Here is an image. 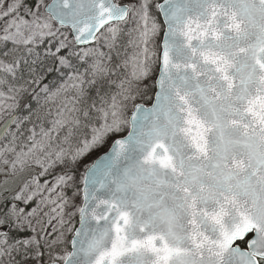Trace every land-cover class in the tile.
<instances>
[{
	"label": "snow or ice",
	"instance_id": "obj_1",
	"mask_svg": "<svg viewBox=\"0 0 264 264\" xmlns=\"http://www.w3.org/2000/svg\"><path fill=\"white\" fill-rule=\"evenodd\" d=\"M0 264H264V0H0Z\"/></svg>",
	"mask_w": 264,
	"mask_h": 264
},
{
	"label": "rangeland",
	"instance_id": "obj_2",
	"mask_svg": "<svg viewBox=\"0 0 264 264\" xmlns=\"http://www.w3.org/2000/svg\"><path fill=\"white\" fill-rule=\"evenodd\" d=\"M162 35V34H161ZM159 43L161 44V36L159 37ZM158 69V68H157ZM158 71V70H157ZM104 152V149L99 150L98 152H94L92 156L88 157L85 162L90 163L92 162L99 154Z\"/></svg>",
	"mask_w": 264,
	"mask_h": 264
},
{
	"label": "water",
	"instance_id": "obj_3",
	"mask_svg": "<svg viewBox=\"0 0 264 264\" xmlns=\"http://www.w3.org/2000/svg\"><path fill=\"white\" fill-rule=\"evenodd\" d=\"M162 42H163V35H162V39H161V45H162ZM157 73H158V71H157ZM102 154H103V153H101L100 155H102ZM100 155H99V156H100ZM99 156H97L96 158H98ZM96 158H95V159H96Z\"/></svg>",
	"mask_w": 264,
	"mask_h": 264
}]
</instances>
